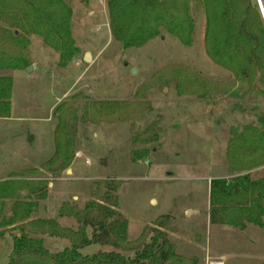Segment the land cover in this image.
<instances>
[{"label": "rangeland", "instance_id": "374dc122", "mask_svg": "<svg viewBox=\"0 0 264 264\" xmlns=\"http://www.w3.org/2000/svg\"><path fill=\"white\" fill-rule=\"evenodd\" d=\"M64 1L76 48L71 55L65 57L36 32L12 28L21 38L13 53L18 67L0 70V76L12 78L10 114L0 116V178L47 182L45 198L30 196L37 200L31 218H53L75 230L81 223L62 215L63 206V212L71 205L83 208L94 199L95 181L115 178L129 240L167 216L165 229L185 264L263 263L264 215L262 226L249 223L244 229L212 223L209 193L213 178L247 172L253 179L264 177V162L249 169L238 147L233 159L229 153L240 135L264 152V75L240 80L211 59L205 12L196 2L190 44L162 29L143 45L126 47L113 34L108 0ZM62 115L74 157L68 165L49 167ZM154 121L161 128L158 141L146 145L147 157L133 160V137ZM13 200L4 201V213ZM187 209L197 212L187 216ZM17 233L10 229L0 238V264H7ZM45 244L52 251L71 246L49 235ZM111 249L94 243L81 251Z\"/></svg>", "mask_w": 264, "mask_h": 264}, {"label": "trees", "instance_id": "16d2710c", "mask_svg": "<svg viewBox=\"0 0 264 264\" xmlns=\"http://www.w3.org/2000/svg\"><path fill=\"white\" fill-rule=\"evenodd\" d=\"M261 1L264 7V0ZM193 2L203 6L205 12L204 42L211 59L240 80L255 72L264 75V16L258 0H108L113 34L130 47L143 45L164 29L190 44L194 31L190 12ZM70 14L64 0H0V70L18 67L13 53L21 35L12 28L36 32L65 57L71 55L76 48ZM11 90L12 78L0 76V116L10 114ZM64 105L58 106L56 112ZM94 105L104 108L106 104ZM68 130L62 115L57 126L56 157L46 164L49 167L72 162L74 150L70 146L74 142ZM160 130L159 122L154 121L136 133L132 139L133 160L148 156L150 148L146 145L158 141ZM236 144V148H229L232 159L238 147L247 159L244 163L247 168L264 162V152L258 143L240 135ZM234 168L241 170L236 165ZM120 184L115 178L97 180L92 189L94 199L83 208L71 205L63 212V206L62 215L75 216L81 223L75 230L53 218H31L37 200L30 196L45 198L47 182L17 177L0 181V238L10 229L18 230L7 264H185V257L176 252V245L165 229L163 219L167 216H160L154 226H146L138 238L128 239V219L119 210ZM209 194L212 223L240 229L249 223L263 225L264 177L253 179L247 172L230 179L213 178ZM6 199H14L9 214L3 211ZM45 235L66 238L71 246L52 251L45 244ZM94 243L113 249L93 254L81 251ZM125 249L133 250L134 254L122 253Z\"/></svg>", "mask_w": 264, "mask_h": 264}, {"label": "water", "instance_id": "95a60500", "mask_svg": "<svg viewBox=\"0 0 264 264\" xmlns=\"http://www.w3.org/2000/svg\"><path fill=\"white\" fill-rule=\"evenodd\" d=\"M258 2H259V5H260V8H261L262 14H263V16H264V7H263V4H262V1H261V0H258ZM84 58H85L86 61H89L90 58H91L90 53H89V52L85 53ZM31 69H32V68L29 67L27 70L30 71ZM132 71H134V70H132ZM68 172H70V169H68ZM192 212H197V210L187 209V210H186V215L188 216V215H190V213H192Z\"/></svg>", "mask_w": 264, "mask_h": 264}, {"label": "built area", "instance_id": "2783aa9c", "mask_svg": "<svg viewBox=\"0 0 264 264\" xmlns=\"http://www.w3.org/2000/svg\"><path fill=\"white\" fill-rule=\"evenodd\" d=\"M208 264H224L222 260H211Z\"/></svg>", "mask_w": 264, "mask_h": 264}, {"label": "crops", "instance_id": "0c3cea01", "mask_svg": "<svg viewBox=\"0 0 264 264\" xmlns=\"http://www.w3.org/2000/svg\"><path fill=\"white\" fill-rule=\"evenodd\" d=\"M1 180H4V178H0V181H1Z\"/></svg>", "mask_w": 264, "mask_h": 264}]
</instances>
